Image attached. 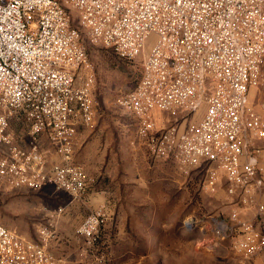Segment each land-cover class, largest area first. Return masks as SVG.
<instances>
[{
  "label": "built area",
  "instance_id": "1",
  "mask_svg": "<svg viewBox=\"0 0 264 264\" xmlns=\"http://www.w3.org/2000/svg\"><path fill=\"white\" fill-rule=\"evenodd\" d=\"M73 10L92 40L123 58L142 55L136 86L118 102L154 156L184 169L206 164L203 189L216 191L225 180L230 195L240 193L254 207L255 219L238 208L230 220L207 217L214 236L231 238L247 257L264 250V103L249 101L263 76L264 0H0V180L86 191L73 138L79 124L94 123L95 76ZM203 106L200 120L184 129L157 127V112L197 113ZM16 115L34 137L48 133L58 161L47 168L35 147L14 144ZM107 217L96 209L77 227L88 246L100 242ZM197 223L186 220L189 227ZM57 234L49 223L35 241L0 223V264H59L48 247Z\"/></svg>",
  "mask_w": 264,
  "mask_h": 264
},
{
  "label": "rangeland",
  "instance_id": "2",
  "mask_svg": "<svg viewBox=\"0 0 264 264\" xmlns=\"http://www.w3.org/2000/svg\"><path fill=\"white\" fill-rule=\"evenodd\" d=\"M72 13L73 25L80 32V42L87 52L95 76L93 94L97 109V126L89 130L87 125L81 123L78 130L136 131V122L118 99L136 86L141 75L142 55L136 59L123 58L114 48L101 41L92 40L76 10ZM151 42L152 39L149 44ZM262 75L261 84L251 91V100L258 108L264 103V65ZM202 111L204 106L197 113L178 111L171 115H179L176 123L186 120L185 124L188 126L189 123L200 120ZM164 123L162 121L161 125L164 126ZM18 131L27 130L25 126H19ZM106 134L110 135L104 132V140ZM260 144L264 145V141ZM205 178L206 173L199 171L187 188L179 184L174 196H169L168 188L164 190L163 196L171 197L170 200L163 198L156 201L155 206L138 211L132 223L150 226L151 229L139 233L141 236L134 243V247L125 245L126 247L112 250L103 241L92 247L87 243L84 245L85 239L72 230L79 226L85 215L75 209L64 220L66 215L58 213L59 207L69 199L70 193L52 184L36 190L13 187L0 180V223L17 229L29 239L40 241V230L48 223L51 210L54 211V218H61L60 224L68 229L65 230L66 233L75 236L80 245L70 251L67 264H264V250L247 257L234 246L231 238H216L205 223L207 217L213 215L227 217L231 208L228 203L232 201L225 195V191L203 189L202 182ZM188 218H194L198 223L189 227L186 225Z\"/></svg>",
  "mask_w": 264,
  "mask_h": 264
},
{
  "label": "crops",
  "instance_id": "3",
  "mask_svg": "<svg viewBox=\"0 0 264 264\" xmlns=\"http://www.w3.org/2000/svg\"><path fill=\"white\" fill-rule=\"evenodd\" d=\"M252 89L249 92V101L254 103L251 100ZM171 114L173 113L162 111L156 113L158 129L170 125H177L180 129L186 127V120L176 123L179 115L175 117ZM132 120L134 121L133 118ZM162 121L165 122L164 126L161 125ZM10 122L14 144L17 147L26 151L35 147L43 154L47 168L59 160L46 131L34 137L29 131L28 123L23 118L16 115L11 117ZM19 126H25L27 131H18ZM96 126V119L92 125H87L89 130ZM104 132L110 133V135H105V140L103 139ZM154 132L159 135L162 131ZM73 144L74 160L83 166L87 188L82 194H70L65 204L59 207L62 208L61 214L66 215L65 220L75 209H79L80 213L86 217L92 211L104 208L108 217L100 241L112 250H117L121 246L126 247L125 245L134 247V243L141 236L139 233L151 229L150 226L132 223L138 211L148 206H155L156 201H161L163 198L170 200L169 196L177 193L179 184L185 188L192 184L195 173L204 171L207 175L206 164L184 169L171 159L155 157L150 150L148 139L139 135L137 129L136 131L111 132L78 130L73 138ZM167 188L169 196H163V191ZM217 191H225V195L232 200L228 203L231 208L226 219L230 220L232 212L237 208L241 217L255 219L254 207L242 203L240 193L230 195L227 192L225 180L218 182ZM53 213L54 211L51 210V217L47 224L55 223L58 234L49 241L48 247L59 259V264H67L70 251L79 248L80 245L75 240V236L66 233L65 230L68 229L60 224L61 218L59 219V216L53 218ZM72 232L80 236L77 227Z\"/></svg>",
  "mask_w": 264,
  "mask_h": 264
}]
</instances>
